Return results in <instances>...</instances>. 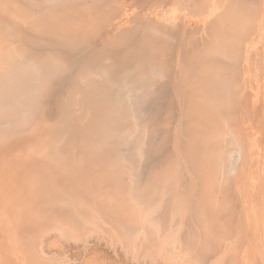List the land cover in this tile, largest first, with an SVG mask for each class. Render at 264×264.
<instances>
[{"label":"bare ground","instance_id":"bare-ground-1","mask_svg":"<svg viewBox=\"0 0 264 264\" xmlns=\"http://www.w3.org/2000/svg\"><path fill=\"white\" fill-rule=\"evenodd\" d=\"M135 1L133 30L123 29L108 36L110 32L102 30L115 12L117 0H0V151L19 147L27 134L35 132L39 137L43 133L51 144L46 150L47 160L30 163L24 172L42 180L40 186L50 197L44 207L53 204L56 211L63 209L59 206L67 203L60 195L70 192L76 208L88 207L87 222L95 223L96 212L111 216L118 227L127 229L124 235L129 241H134L135 231L129 228L134 202L145 205L159 198L165 208L161 215L166 217V209L177 203L174 196L182 202L186 191L198 194L208 189L202 179L213 186L231 176L237 181L245 173L252 191L264 187L259 181L264 176V155L252 147V142L264 147V134L255 135V119L248 115L249 107H244L250 105L237 100L233 83L240 77L236 81L233 76L240 68L222 67L215 58L200 63L201 57L194 53L195 43L185 37L179 46H170L174 36L169 37V30L150 20L151 2L145 8ZM237 4L240 6L239 0ZM229 12L231 9L226 11L227 16ZM11 17L27 23L20 26ZM244 22L239 19L238 23ZM39 34L53 38L42 41L31 37ZM208 35L213 37V33ZM219 42L216 44L221 47ZM175 49L179 51L177 62ZM223 49L217 50L220 55L217 51L212 55L225 54ZM234 55L230 56H240ZM172 58L175 63L171 66ZM161 78L166 79L164 84ZM54 83L56 91H52ZM34 154L29 151V156ZM142 157L144 162L137 165ZM151 157L153 162L148 165L146 159ZM133 168H139L137 174ZM44 179L49 180V186L43 185ZM210 198L190 215L200 227L201 249L215 238H223L218 216L222 211L209 204ZM250 199L253 205L245 209L248 228L259 229L257 199L254 195ZM234 209L224 222H234L238 213ZM68 213L60 211L59 215ZM155 214L153 222L159 217ZM60 219L76 232L82 224L70 216ZM210 219L216 221L214 226ZM155 228L146 227V234L150 230L157 233L160 227ZM134 236L137 241L139 235Z\"/></svg>","mask_w":264,"mask_h":264},{"label":"rangeland","instance_id":"rangeland-1","mask_svg":"<svg viewBox=\"0 0 264 264\" xmlns=\"http://www.w3.org/2000/svg\"><path fill=\"white\" fill-rule=\"evenodd\" d=\"M135 2V0L114 2L115 12L110 20H107L102 31L106 30L110 32L108 36H113L123 29L133 30L135 26L133 19L137 15L134 9ZM138 4L140 7L143 6L145 0H139ZM147 6L144 5L145 8ZM13 19L14 17H11V20ZM13 21L19 22L20 26L27 23L20 18ZM33 36L42 41L53 38L41 34L31 35ZM171 60L172 66L175 62L173 58ZM165 81L166 79L161 78L160 83L164 84ZM56 89L57 84L54 83L52 91ZM26 137L19 147L9 152L0 151V264H264V187L252 191L245 173L237 181L231 176L229 179L225 178L227 180H223L219 185L215 183L213 186L211 181L206 182L201 178L208 189H203L198 194L186 191V197L182 202L178 200L179 196H174L178 204H170L166 209V217L161 215L165 208L160 204L159 198L145 205L134 202L132 224H129V228L135 231L132 234L134 241H129L124 235L127 229L123 226L118 227L111 216H103L96 212L95 223L87 222L90 215L86 213L88 207L76 208L70 192L64 191L60 195V198L66 201L65 204L67 203V206L63 204L65 207L59 206L63 209L56 211L53 204L49 205L50 208L44 207L47 206L49 194H46L45 187L40 186L42 180L30 176L24 172V168L32 162L40 163L39 160H47L45 154L47 149L50 150L51 144H48L43 133L38 137L32 132ZM254 144L252 142V147L264 155V147L258 143ZM30 150L35 154L29 156ZM151 158L146 159L148 165L153 162V157ZM144 159L142 157L137 165L142 164ZM138 169L133 168L132 172L137 174ZM49 175L53 176L52 170ZM259 181L264 183V176H261ZM43 182L46 183H43L44 186H49L48 179H44ZM181 186V183H178L179 192L182 190ZM209 195L211 196L209 204L216 206L217 212L222 211L218 216L223 238H215L205 249H201L198 242L200 227L190 215ZM252 195L257 199L255 209L261 217V227L254 230L248 228L250 223H247L245 212L246 208L253 205L250 199ZM71 204L73 205L70 207ZM233 207L235 208L233 212L236 209L238 212L234 222H224ZM209 208L207 206V209ZM60 211L70 212L61 216H70L76 222H82L78 232L61 221ZM155 212L159 217L153 222ZM211 222L214 226L216 221ZM157 225L160 227L158 232L151 233L152 229L157 230L155 228ZM148 226L151 230L146 234ZM161 227L165 230L163 231ZM136 234L139 235L137 241L134 236ZM195 234V238L190 237ZM156 240L163 244L153 242ZM149 246L151 249H148Z\"/></svg>","mask_w":264,"mask_h":264},{"label":"crops","instance_id":"crops-1","mask_svg":"<svg viewBox=\"0 0 264 264\" xmlns=\"http://www.w3.org/2000/svg\"><path fill=\"white\" fill-rule=\"evenodd\" d=\"M146 1L147 0H145L146 6L149 4V2H151L152 9H151V17H150L151 19L150 20H152L153 25L157 24L158 27H160L162 29L164 28V30H167V31L169 30L168 34L171 33L169 37H171V36L175 37V38L173 37V39H171L170 46H171V44H176L177 46H179L180 43L186 41L185 40V38H186L190 43H192V42L195 43V45H196L195 51L196 52H194V53L196 56L198 55L199 58L201 57L199 59L200 63L206 62V59H207V62H210V61H212L213 58H215V62H217V60H219L218 62L220 63V65L222 67L223 66L228 67V68L234 67V68H236L235 70H238L240 68L239 72L238 73L236 72V76L235 77L233 76L234 80H236L235 79L236 77L237 78L240 77V81L236 80L237 83L233 81L235 91L237 93V96H239L237 98V100L241 104H242L241 101L245 100L246 103H248V105H250V106H247L245 104V102L243 101L244 104L246 105L245 106L243 104L244 107L250 108V109L248 108V110H249L248 115L251 117H254V119H255L254 120L255 127H256V129L254 130L255 133L257 132V133H263L264 134V126H263L264 125V0H255V3L253 0H251V1L239 0L240 6L242 5L241 6L242 8H240V9L244 10L243 7H245L244 11L246 13L244 11L240 12V9L238 8L240 6H239V4H237L238 0H214V1L213 0H181V2H180V0H171V1L170 0H148L147 2ZM165 2H166V4H165ZM243 2H246V3H243ZM226 4H227V6H226ZM164 5H165V7H164ZM198 7H200V8H198ZM225 7L227 8V10L225 9ZM236 7H237V9H236ZM234 8L236 11L234 10ZM230 9L232 12L228 13V16H230V17H228L226 11H230ZM180 11H181V13H180ZM235 12H237L236 14H238V12H239V14L244 19L242 20L240 15H236ZM232 15H235V16H232ZM180 16H182V18ZM238 18L240 19V21H242V22L245 21V22L244 23H238L239 22ZM229 19H232L233 22L230 23ZM153 20H154V22H153ZM156 20H157V22H156ZM180 20H181V22H180ZM214 21H216V24ZM167 22H169V23H167ZM236 23H238L237 26H236ZM211 24L214 25V27H212ZM215 25H216V27H215ZM209 26H211V27H209ZM245 26H247V27H245ZM178 27H179V29H178ZM197 27L199 28V30ZM243 27L245 29H243ZM165 28H167V29H165ZM183 28H186V29H183ZM208 28L210 30H212L211 33H210V30ZM212 28H215V29L217 28V30L213 31ZM195 29L198 32H194ZM241 29H243V30H241ZM191 32H194V33H191ZM222 32H223V34H221ZM173 33L174 34L176 33V35H174ZM212 33H213V37L208 35V34L212 35ZM216 33H217V35H216ZM178 34H179V36H178ZM232 34H233V37H231ZM176 37H177V39H176ZM224 37L226 38V40L228 39L227 37H230L229 40H227L228 43L226 42ZM196 39H198V44H197ZM218 39L221 41V43L218 41ZM222 39L225 40V42H226L225 46L222 42ZM172 40H175V41L172 42ZM231 40H233V41H231ZM212 41H214V42H212ZM218 42L222 46H224L225 50L223 49L222 46L218 47V45L216 44ZM229 42H232V43L230 44ZM238 42H242V44L240 43L241 46H239L240 44ZM220 44H219V46H220ZM227 44H229V45H227ZM197 45H198V47H197ZM213 46H214V48H213ZM230 46H231V48H230ZM233 46H235L234 48H237V49H233ZM236 46H238V47H236ZM206 48H209V49H206ZM210 48H212V50ZM221 48L225 51V54H222L221 56H219L222 58V61L220 62L221 58L219 59V57H216V56L220 55L219 51H222ZM188 49H190L189 51L192 53V47H189ZM202 50H203V52H202ZM217 50H219V51H217ZM234 50H236V53ZM169 51L172 55V49L171 48H169ZM215 51H217L218 53ZM178 52L179 51L177 49L174 50L176 62H177V55H179ZM232 52L235 55H237L239 53L240 56L237 55V58L240 57V59L238 60L240 63L237 61L236 56ZM203 53H204V55H203ZM213 53H217V55L215 54L216 56H213L212 55ZM228 54L234 55L235 58H232V56H230V55L228 56ZM211 55H212V57H211ZM185 58L187 60V53L185 54ZM230 58H231L232 62H234L236 60L234 63L230 62V60H229V62L232 63L233 65H231L228 62V59H230ZM186 60H184L185 66H187L186 64L188 62V60H187V62H186ZM226 60H227V62L225 63L224 61H226ZM194 61L196 63L198 62V60L197 61L194 60ZM236 62H238L237 64H239V65H236L235 64ZM229 65H231V66H229ZM235 84H238V85H235ZM237 87H239L240 89ZM236 88L238 89V91ZM246 93H248V95L245 97ZM246 98H248V99H246ZM249 112H251V113H249ZM248 131L250 132L251 130L248 129ZM260 137L261 136H259V138Z\"/></svg>","mask_w":264,"mask_h":264}]
</instances>
